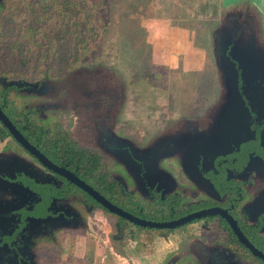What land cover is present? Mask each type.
<instances>
[{"label": "flooded vegetation", "instance_id": "flooded-vegetation-1", "mask_svg": "<svg viewBox=\"0 0 264 264\" xmlns=\"http://www.w3.org/2000/svg\"><path fill=\"white\" fill-rule=\"evenodd\" d=\"M24 2L0 0V264H68L79 240L91 250L81 258L103 246L113 263L137 232L169 244L177 235L165 264H264V105H247L250 133L237 144L222 99L151 138L119 120L116 103L71 98L78 87L6 54L23 32L59 26L47 2ZM17 7L36 23L4 45Z\"/></svg>", "mask_w": 264, "mask_h": 264}, {"label": "rangeland", "instance_id": "rangeland-1", "mask_svg": "<svg viewBox=\"0 0 264 264\" xmlns=\"http://www.w3.org/2000/svg\"><path fill=\"white\" fill-rule=\"evenodd\" d=\"M41 1L63 5L52 12V23L59 26L38 31L34 38L23 32L19 44L4 47L6 54L11 50L10 55L20 58L24 71L78 87L81 95L71 98L83 102V94L91 91L95 98L86 102L116 103L118 119L147 128L151 138L177 120L200 118L220 102L223 86L211 53V34L224 22V14L241 22L242 14L250 11L249 20L264 40L263 0L255 1L263 14H257L250 0H26L38 11ZM15 13L10 16L14 27L7 22L4 45L16 39L24 25L36 23L32 11L17 7ZM32 39L38 42H28ZM11 63L18 66L15 60ZM133 237L113 263L103 246L87 262L81 256L91 250L77 240L78 259L68 264H165L177 251V235L170 244L144 239L142 232ZM95 240L100 241L98 236Z\"/></svg>", "mask_w": 264, "mask_h": 264}, {"label": "water", "instance_id": "water-1", "mask_svg": "<svg viewBox=\"0 0 264 264\" xmlns=\"http://www.w3.org/2000/svg\"><path fill=\"white\" fill-rule=\"evenodd\" d=\"M253 8L259 11L257 14H263L256 6ZM249 12L242 14L241 22L234 20V15L224 14V22L211 34V53L223 86L220 111L226 114L229 145L249 136L247 105L252 108L264 105V40H260L258 28L249 20L253 17ZM85 98V103H91L86 102L89 101L87 94ZM30 227L31 224L26 229Z\"/></svg>", "mask_w": 264, "mask_h": 264}, {"label": "trees", "instance_id": "trees-1", "mask_svg": "<svg viewBox=\"0 0 264 264\" xmlns=\"http://www.w3.org/2000/svg\"><path fill=\"white\" fill-rule=\"evenodd\" d=\"M94 1H95L96 3H101L102 0H94ZM47 6H48V7H52L53 10H55V8L58 9V7L60 6V4L57 5L56 3L54 4V1H53V3H52V1H51V2H48ZM60 9H63V5L60 6Z\"/></svg>", "mask_w": 264, "mask_h": 264}, {"label": "crops", "instance_id": "crops-1", "mask_svg": "<svg viewBox=\"0 0 264 264\" xmlns=\"http://www.w3.org/2000/svg\"><path fill=\"white\" fill-rule=\"evenodd\" d=\"M252 1H253V4L258 8V6L255 4L256 0H252ZM263 2H264V0H263Z\"/></svg>", "mask_w": 264, "mask_h": 264}]
</instances>
